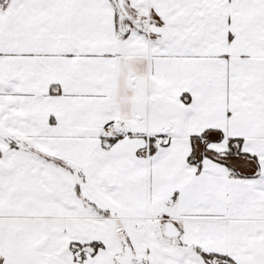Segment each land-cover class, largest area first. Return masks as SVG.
I'll use <instances>...</instances> for the list:
<instances>
[{
    "label": "snow or ice",
    "instance_id": "6c2138e0",
    "mask_svg": "<svg viewBox=\"0 0 264 264\" xmlns=\"http://www.w3.org/2000/svg\"><path fill=\"white\" fill-rule=\"evenodd\" d=\"M0 264H264V0H0Z\"/></svg>",
    "mask_w": 264,
    "mask_h": 264
}]
</instances>
